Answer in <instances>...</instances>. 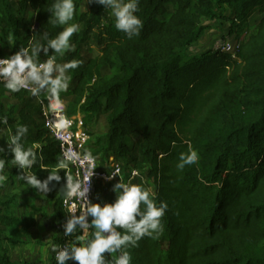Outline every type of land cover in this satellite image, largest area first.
Returning a JSON list of instances; mask_svg holds the SVG:
<instances>
[{"label": "trees", "instance_id": "16d2710c", "mask_svg": "<svg viewBox=\"0 0 264 264\" xmlns=\"http://www.w3.org/2000/svg\"><path fill=\"white\" fill-rule=\"evenodd\" d=\"M53 2L0 0V59L28 48L34 35L40 34L46 47L65 27L79 26L70 40L72 50L61 56L48 48L37 63L53 56L58 64L80 61L67 71L74 83L62 93L72 97L67 114H80L85 129L102 116L106 119V133L89 134L85 150L93 157L112 156L122 180L99 184L94 204H114V187L123 182L143 186L154 193L157 205H168L163 232L126 249L131 264H264V0H140L136 15L143 29L133 39L116 29V20L104 22L105 6L96 0H73L69 25H52L48 8ZM255 12L259 18L249 26ZM219 14L229 23L228 34L237 38L236 32L246 28L235 52L187 58L207 23ZM90 42L99 50L97 57H88L92 49L84 52ZM4 83L0 117L7 116L8 124L18 117L9 128L11 135L18 125L28 127L20 143L38 156L27 173L44 177L57 171L63 180L57 145L40 118L9 105L24 102L29 92H10ZM5 126L0 124V131ZM189 148L197 151L199 161L179 170L180 154H188ZM0 158L13 165L14 155ZM131 171L137 173L133 178ZM22 172L13 168V176ZM54 181L47 192L55 199L57 219L64 190L52 196ZM0 206H5L1 200ZM0 225L28 228L1 210ZM96 231L92 225L85 244ZM115 231L125 232L119 226ZM122 254L121 249L105 251L103 264H116ZM0 264H31L12 260L1 232ZM64 264L79 262L70 258Z\"/></svg>", "mask_w": 264, "mask_h": 264}, {"label": "clouds", "instance_id": "9594fccd", "mask_svg": "<svg viewBox=\"0 0 264 264\" xmlns=\"http://www.w3.org/2000/svg\"><path fill=\"white\" fill-rule=\"evenodd\" d=\"M97 3L104 5L105 10L110 9L115 17V27L123 32L128 39L138 37L143 29V22L136 13L139 10L140 0H96ZM75 4L73 0H54L48 11L51 12L49 23L52 25H69L75 14ZM77 24H70L60 31L54 39L47 40V46L33 40L28 48L21 52L15 53L11 57L0 59V77H4L6 82L4 87L10 92L16 93L21 89L30 90L33 96H38L41 90L48 91L52 97L59 101V94L66 92L69 88L68 78L65 73L69 69H76L80 66V61L72 60L64 64L55 62L56 56L49 58L45 63L35 62L38 51L43 47L45 53L48 48L54 49L56 54L63 56L65 52L73 49L70 43L71 37L78 32ZM44 39H47L44 37ZM2 46V44H0ZM29 52L31 54H29ZM57 71L59 75L53 77V72ZM34 85V86H33ZM0 124L7 125V116L0 117ZM26 125H18L15 135H9V142L14 145L11 152L14 159L11 164L18 165L21 169H31L38 161L37 153L33 148H25L20 143L22 137L28 133ZM87 159H94L91 153H88ZM42 159V158H40ZM177 168L183 170L186 165L197 164L199 155L197 151L189 148L188 154L181 153ZM5 160L0 158V183L7 180L3 174L5 171ZM133 175H136L134 172ZM59 172L51 171L46 180L41 182L34 173L17 176L18 180H25L28 186L36 189H42L47 192L48 184L52 180H60ZM112 176L109 177L111 179ZM67 184L64 195L66 198H84L89 191V187L82 186L80 181H74L71 176H67ZM121 189L123 191H121ZM114 191L117 193V199L114 204H89L87 213L94 217L92 225L97 229L94 239L87 242L84 246L72 247L71 257L67 250L58 251L56 255L57 264L73 258L79 264H103L105 251L115 253L121 249L123 254L120 255L116 264H131L132 257L126 249L129 245L136 247L138 242L144 237L155 238L163 232L162 218L165 216L168 205L165 202L156 203L154 193L138 184H126L119 182L115 185ZM143 206V208H141ZM77 205L73 203L68 209L69 212L75 213ZM140 216L137 220L136 217ZM85 225L83 215L75 217L66 225V234H72L75 226ZM116 226L124 229L123 235L115 231ZM110 233L105 236L103 233ZM82 239V238H81ZM51 250L56 251L58 246L52 244Z\"/></svg>", "mask_w": 264, "mask_h": 264}, {"label": "rangeland", "instance_id": "374dc122", "mask_svg": "<svg viewBox=\"0 0 264 264\" xmlns=\"http://www.w3.org/2000/svg\"><path fill=\"white\" fill-rule=\"evenodd\" d=\"M83 9H87L86 4L83 5ZM221 16L222 15L219 14L215 20L207 23V28L201 39L191 48H189L187 58L199 56L207 52H219L228 47H231L232 49L237 47L240 41L245 37L246 28L242 30L240 29V31L238 30L236 32V38L235 35L228 34L229 23L224 21L225 19ZM258 18L259 15L255 12L250 19L249 26L254 24ZM108 20H115V17L112 15L110 9H107L104 13V22H107ZM33 40L42 44V37L40 34L34 35ZM88 49H92V52L88 57L94 58L99 55V50L94 42H90L89 45L84 49V52H86ZM29 54L31 53L29 52ZM44 55L45 52L42 47L36 54L35 62H38ZM52 75L53 77H56L59 75V73L54 71ZM65 77L68 78V90H70L74 86V83H71L67 72L65 73ZM62 93L63 92L59 94V97L65 106L68 107L72 101V97L64 96ZM38 95L51 94L45 89L41 90ZM36 102V96H33L32 93H29V96H27V99L24 102L18 103L17 101L12 100L9 102V105H16L19 108H27L31 115L37 121H39ZM14 118L15 122L12 124H7L0 131V156L3 154L14 155L11 152V149L14 147V145L9 142L11 126L15 127L18 123V117L14 116ZM86 131L89 134H96L98 136L104 135L107 131L105 117L102 116L93 121L91 126L86 128ZM97 157L101 164H103L105 167H110L111 163H117H114L115 161L112 156L103 157L101 155H97ZM16 166L18 165H5V172L3 174L7 176V180L0 183V200L5 203V206H0V210L5 213L9 212L12 216L20 219L21 221L28 220L30 215H32L31 217H33L34 228L28 232H25L23 231L22 227L8 228L0 225L3 245L9 251L12 260L16 263L27 262L31 264H51L52 250L49 242L51 241L52 244L55 242L57 219H52L53 215L51 214L48 215L47 213H44L42 215L41 211L36 210V208H40V210L47 209L48 212L51 213V199L49 200L50 195L48 192H44L42 189H36L28 186L25 180H18L17 176L21 175L13 176V168ZM22 171V175L26 176L29 174L24 172V169ZM48 176L42 178L40 181L43 182L48 178ZM52 188L53 193L57 192V195H60L61 191L63 190L62 178H60L59 181L55 180L52 184ZM45 200L48 204L45 208H42V204ZM28 207L32 208V210L30 211ZM40 233H43V236L46 235V237L40 238ZM11 238L15 239V241H18V244L10 245L7 240H12Z\"/></svg>", "mask_w": 264, "mask_h": 264}, {"label": "built area", "instance_id": "2783aa9c", "mask_svg": "<svg viewBox=\"0 0 264 264\" xmlns=\"http://www.w3.org/2000/svg\"><path fill=\"white\" fill-rule=\"evenodd\" d=\"M235 49L236 47L233 49L228 47L222 51L233 54ZM2 82H6L4 77H0V83ZM23 90L31 93L30 90ZM36 98L41 123L47 131L48 136L56 143L63 162L61 170L64 192L66 190L67 176H71L74 181H80L82 186L88 185L89 187V191L81 199L75 197L69 199L63 195L61 200L62 215L60 218H57L56 239L54 242L58 246V249L52 251L51 254V264H57L55 257L58 251L67 250L71 257L72 247L84 246L86 240L89 238L92 223L90 220L91 215L87 213V207L89 204L95 203L98 185L111 181H121L122 175L120 167L117 164L111 163L110 167H105L100 165L97 157L91 160L86 158L89 153L85 150L89 141V133L83 126L80 114L69 116L63 101L61 99L57 101L51 95H46L45 97L38 95ZM37 147L34 146V149ZM24 172H27L26 169H24ZM134 172L136 173V171H131L130 178L137 175V173L133 175ZM110 176H112L111 179H109ZM73 203L77 205L75 213L68 211ZM81 215L85 217L86 226L82 227L80 224H77L72 234H66L67 223L74 216L79 217Z\"/></svg>", "mask_w": 264, "mask_h": 264}, {"label": "crops", "instance_id": "0c3cea01", "mask_svg": "<svg viewBox=\"0 0 264 264\" xmlns=\"http://www.w3.org/2000/svg\"><path fill=\"white\" fill-rule=\"evenodd\" d=\"M46 176H48V175H46ZM46 176H44V177H46ZM44 177H37L39 180H41L42 178H44ZM48 188H49V184H48ZM52 196H57V192H54L53 193V195ZM51 199V213H49L48 212V210L46 209H41L40 210V208H36V210H39V211H41V214L43 215L44 213H47L48 215H53V217H52V219H55V217H54V208H53V205H54V201H55V199L54 198H52V197H50L49 198V200ZM48 203H47V201L45 200L44 201V203L42 204V208H45L46 207V205H47ZM21 209H23V208H21ZM28 209L31 211L32 210V208H30V207H28ZM53 211V212H52ZM32 215H30V217L28 218V220H25V221H23V223H24V225H26V226H28V228L26 229V230H23V231H25V232H28V231H30L32 228H34V224H33V217H31ZM51 219V220H52ZM51 232H52V230H51ZM50 232V233H51ZM48 235V234H47ZM49 235H51V234H49ZM40 238L41 237H46V235L45 236H43V233L41 234L40 233V236H39Z\"/></svg>", "mask_w": 264, "mask_h": 264}, {"label": "water", "instance_id": "95a60500", "mask_svg": "<svg viewBox=\"0 0 264 264\" xmlns=\"http://www.w3.org/2000/svg\"><path fill=\"white\" fill-rule=\"evenodd\" d=\"M110 233H107L106 235H109Z\"/></svg>", "mask_w": 264, "mask_h": 264}]
</instances>
